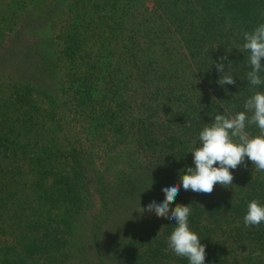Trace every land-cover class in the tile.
Here are the masks:
<instances>
[{
	"label": "trees",
	"instance_id": "16d2710c",
	"mask_svg": "<svg viewBox=\"0 0 264 264\" xmlns=\"http://www.w3.org/2000/svg\"><path fill=\"white\" fill-rule=\"evenodd\" d=\"M0 8V86L10 92L0 98V264H188L167 246L175 221L139 212L172 183L170 208L190 204L204 264H264V223H243L248 201L264 204V172L245 158L211 194L179 181L204 124L264 92L248 82L242 48L264 23V0ZM219 62L234 84L217 83Z\"/></svg>",
	"mask_w": 264,
	"mask_h": 264
},
{
	"label": "clouds",
	"instance_id": "9594fccd",
	"mask_svg": "<svg viewBox=\"0 0 264 264\" xmlns=\"http://www.w3.org/2000/svg\"><path fill=\"white\" fill-rule=\"evenodd\" d=\"M264 15V13H261ZM243 50L248 53V64L251 70L246 78L250 85L264 84L260 73L264 72V23H260L251 32L243 33ZM226 59L222 57L221 61ZM220 73L217 83L220 86L234 84L230 72L226 71L222 62L215 64ZM244 111L234 114H216L211 123H205L198 133V144L192 142L189 152L192 155V166L179 170L180 186L185 191L211 194L216 184L228 188L234 179L232 171L244 164L245 158L251 161L255 171L264 172V92L253 91L244 102ZM254 125L258 131H247L248 126ZM164 199L161 203L155 200L146 208L139 206V212H154L159 217L174 220L175 224L167 237V246L176 256L186 258L188 264H204L205 245L198 234L189 227L191 214L190 204L175 202L180 187L172 183L161 189ZM247 226L259 227L264 223V204L258 199L247 202V210L243 216Z\"/></svg>",
	"mask_w": 264,
	"mask_h": 264
},
{
	"label": "rangeland",
	"instance_id": "374dc122",
	"mask_svg": "<svg viewBox=\"0 0 264 264\" xmlns=\"http://www.w3.org/2000/svg\"><path fill=\"white\" fill-rule=\"evenodd\" d=\"M4 2L6 3L7 0H4ZM1 9L2 8H0V10ZM43 32H44V30H42V31H36V33L34 32L35 34L34 33H32V34H34L35 36L41 38L42 40H45L43 38ZM0 83H1V80H0ZM38 84H39L38 86H40V87H44L45 86V82L43 80H39L38 81ZM9 93H10L9 91H7L6 89H4L3 87L1 88V86H0V98H2L3 100L7 99L8 98L7 96L9 95Z\"/></svg>",
	"mask_w": 264,
	"mask_h": 264
}]
</instances>
